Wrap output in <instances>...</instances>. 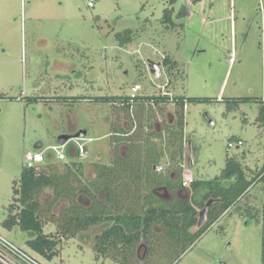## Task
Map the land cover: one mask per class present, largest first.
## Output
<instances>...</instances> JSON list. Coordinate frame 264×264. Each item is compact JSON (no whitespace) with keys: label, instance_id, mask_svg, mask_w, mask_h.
<instances>
[{"label":"rangeland","instance_id":"obj_1","mask_svg":"<svg viewBox=\"0 0 264 264\" xmlns=\"http://www.w3.org/2000/svg\"><path fill=\"white\" fill-rule=\"evenodd\" d=\"M168 7L174 8L169 26L163 20ZM126 29H133L135 38L121 46L116 33ZM167 56L178 62L170 75L164 64ZM149 60L163 62L160 78L152 75ZM137 84L140 94L209 98L187 102L183 173L191 170L193 177L214 178L233 155L259 169L264 163V127L257 122L256 99L264 97V0H207L205 12L193 0H97L94 7L86 0H0L3 237L43 264L168 263L167 247L158 244L152 251L146 244L129 250L127 261L121 251L98 253L97 235L106 224L81 229L76 236L63 233L61 216L70 205L66 198L45 218V232L61 239L60 252L51 260L31 250L28 232L4 225L14 182L28 165L29 151L45 150L46 159L62 170L65 162L79 161L85 182L98 178L96 163L111 161L112 135L131 129V120L120 99L104 102L97 97L129 96ZM233 98L250 101L233 105ZM177 110L170 102L161 117L167 119ZM81 130L88 131L85 156L60 159L52 146L61 145V135ZM78 139L69 142L74 155ZM60 150L66 152L67 147ZM261 186L257 182L242 204L249 201L259 207ZM52 194V188H46L41 200ZM79 200L88 207L94 203L87 197ZM262 250V222L245 210H232L219 215L172 264H264ZM0 254L22 264L2 246Z\"/></svg>","mask_w":264,"mask_h":264},{"label":"trees","instance_id":"obj_2","mask_svg":"<svg viewBox=\"0 0 264 264\" xmlns=\"http://www.w3.org/2000/svg\"><path fill=\"white\" fill-rule=\"evenodd\" d=\"M176 1L171 0V4ZM173 13V7L165 9L163 20L168 26L173 22ZM134 36L133 29L116 33L121 46L131 43ZM164 64L169 75L178 67V62L168 56ZM173 98L178 110L169 112V118L162 117V121L144 101L155 100L162 114L171 102L168 94L137 96L139 102L134 108L137 123L132 119L129 106H126L131 129L114 132L111 161L96 163L98 178L93 182L82 179L83 164L75 160L65 162V170L51 162L48 156L44 162L25 166L20 179L14 182V198L4 221L5 227L9 230L18 227L28 232L26 242L31 250L51 260L60 252L61 239L45 232V218L47 211L51 212L59 200L66 198L70 205L61 216L65 222L63 233L76 236L81 229L106 224L97 235L98 253L108 256L111 251H121L123 260L127 261L129 250L146 244L152 251L158 244L167 247L165 258L168 259L167 264H172L202 237L219 215L245 210L263 224L264 263V163L257 169L246 166L237 155L228 156L227 165L220 175L210 179L194 176L190 187L184 186L185 104L209 98H191L184 94ZM118 99L128 101L130 95L97 97L104 102ZM247 101L250 98H233L231 104ZM256 102L259 108L257 122L264 127V97L257 98ZM238 140L243 142L240 138ZM68 145L66 156L78 157L79 147H76L77 154L74 155L72 146ZM243 158H246V152ZM163 160H167L166 163H162ZM161 164L164 169L159 172L156 167ZM257 182L262 184L261 205L256 207L249 201L242 204ZM46 188H52L53 194L43 202L41 194ZM100 194L104 195L102 200ZM80 196L82 199L90 198L94 203L89 207L81 205ZM210 198L220 200L210 207L207 222L194 230L198 226L200 210ZM51 216L56 218L53 213ZM0 264L7 263L0 259Z\"/></svg>","mask_w":264,"mask_h":264},{"label":"built area","instance_id":"obj_3","mask_svg":"<svg viewBox=\"0 0 264 264\" xmlns=\"http://www.w3.org/2000/svg\"><path fill=\"white\" fill-rule=\"evenodd\" d=\"M88 5L90 7H94L96 4L97 0H86ZM141 89V85L137 84L133 87V93L130 95V99L128 101L122 100V105L124 106H129V109L132 113V119L137 123L136 117L134 116V108L136 106V104L139 102L136 97L141 95L139 93ZM162 94H168L171 96V102H174V98L173 95L170 92H162ZM145 105L151 106L157 113H158V118L160 121H162V117L161 114L159 113V107L158 104L155 100H146L144 101ZM186 107H187V102L185 104V113H186ZM135 123V126H136ZM87 137H82L79 138L78 141L80 143L77 144V146L79 147V158H82L85 156L86 154V142L87 141ZM91 140V138H90ZM239 143L241 144L242 141H239ZM229 146H234V142H230ZM67 147L66 145H58V146H52L51 149H56L58 152V157L60 159H64L66 156L65 150H60ZM45 150H37V151H29L26 155L27 157V161H28V165L29 166H33L35 164L44 162L46 159V156L44 154ZM164 169V165H158L156 167V170L161 172ZM193 180V174L191 173V170H185L183 173V185L190 187L191 182ZM0 246H2L7 252H9L12 256H14L15 258H17L19 260L20 263L22 264H43L42 262H40L37 258H35L34 256H32L30 253H28L27 251H25L24 249H22L21 247H19L18 245H16L14 242L6 239L5 237H3L0 234ZM0 259L4 262H6L7 264H14L12 261L8 260L7 258L1 256L0 254Z\"/></svg>","mask_w":264,"mask_h":264},{"label":"water","instance_id":"obj_4","mask_svg":"<svg viewBox=\"0 0 264 264\" xmlns=\"http://www.w3.org/2000/svg\"><path fill=\"white\" fill-rule=\"evenodd\" d=\"M149 66L151 69V73L155 78H160L163 73H164V69H163V64L161 61H152L149 60ZM88 134L87 130H81L77 133H75L74 135H69V134H63L59 137V142L61 145H66L67 143H69L72 139L75 138H82V137H86ZM239 147V146H238ZM220 199H215V198H210L206 205L204 206V208H202L200 210L199 213V221H198V227H202L208 220V212L210 207L212 206V204L216 201H219Z\"/></svg>","mask_w":264,"mask_h":264},{"label":"crops","instance_id":"obj_5","mask_svg":"<svg viewBox=\"0 0 264 264\" xmlns=\"http://www.w3.org/2000/svg\"><path fill=\"white\" fill-rule=\"evenodd\" d=\"M206 2H207V0H200V1H198L196 4H199L200 5V7H201V11L202 12H205V9H206Z\"/></svg>","mask_w":264,"mask_h":264},{"label":"flooded vegetation","instance_id":"obj_6","mask_svg":"<svg viewBox=\"0 0 264 264\" xmlns=\"http://www.w3.org/2000/svg\"><path fill=\"white\" fill-rule=\"evenodd\" d=\"M193 1H194V3H197V2H198V1H200V0H198V1H197V0H196V1H195V0H193ZM188 14H190V11H188Z\"/></svg>","mask_w":264,"mask_h":264}]
</instances>
